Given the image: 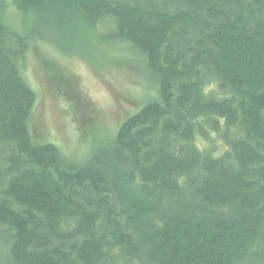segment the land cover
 Masks as SVG:
<instances>
[{
    "label": "trees",
    "instance_id": "obj_1",
    "mask_svg": "<svg viewBox=\"0 0 264 264\" xmlns=\"http://www.w3.org/2000/svg\"><path fill=\"white\" fill-rule=\"evenodd\" d=\"M35 41L127 43L156 96L86 158L39 143ZM0 264H264V0H0Z\"/></svg>",
    "mask_w": 264,
    "mask_h": 264
},
{
    "label": "rangeland",
    "instance_id": "obj_2",
    "mask_svg": "<svg viewBox=\"0 0 264 264\" xmlns=\"http://www.w3.org/2000/svg\"><path fill=\"white\" fill-rule=\"evenodd\" d=\"M97 45L98 49L88 50L92 62L35 41L23 71L36 92L31 134L37 142L54 144L70 157L86 158L95 148L96 128L88 123L90 119L107 132L103 140L110 139L122 121L156 96L157 83L136 50L121 41Z\"/></svg>",
    "mask_w": 264,
    "mask_h": 264
}]
</instances>
